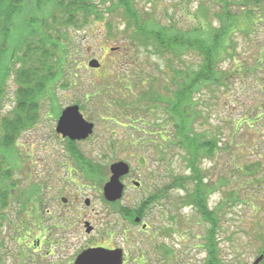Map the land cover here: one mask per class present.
I'll return each instance as SVG.
<instances>
[{
  "label": "rangeland",
  "instance_id": "1",
  "mask_svg": "<svg viewBox=\"0 0 264 264\" xmlns=\"http://www.w3.org/2000/svg\"><path fill=\"white\" fill-rule=\"evenodd\" d=\"M49 1L19 0L13 17H0V43L4 47L0 57L8 62L10 69L6 84L1 85L4 96L0 97V164L4 161L9 170V178H0L3 242L13 243L15 248L18 244L14 237L31 230L35 235L41 233L38 230L40 210L36 208L42 206V200L34 198L37 190L42 191L47 171L59 168L67 187L62 188V194L71 201L73 194H78L81 201L78 205H60L71 208L73 224L72 232L65 233L68 243L66 256L62 255L65 264H72L76 250L90 244L124 248L123 264H206L208 250L204 236L209 223L193 206L182 204L179 196L184 190L177 184L146 208L145 218L135 215L131 220L124 215L127 209H137L149 197L157 195L159 189L164 190L175 177L189 174L191 169L185 159L187 152L179 146L173 124L162 107L153 108L152 113L142 110L135 114L128 106L142 88H148L149 74L167 81L172 74L165 56L150 53L144 46L132 47L131 30L121 33L118 39L109 36L108 23L121 30L127 26L121 9L108 12L110 0H96L97 10L104 16L102 20L95 17L81 26H68L69 36L75 43L68 46L65 41L62 55L66 61L70 50L80 53L74 56L77 63H72L71 70L81 82L58 83L55 99L41 100L34 125L22 130L13 150L3 149L1 118L15 106L16 73L22 67L19 58L26 48V40H32L28 20L32 22V15L42 16L48 11ZM134 1L139 9L150 10L164 23L174 19L180 25L191 27L201 0ZM205 1L212 7L217 4L216 0ZM213 22L218 24L216 18ZM230 40L231 55L220 60L225 81L207 83L195 96L201 115L195 130L204 138L218 140L215 154L202 158L200 165L208 184V206L220 216L219 257L223 264H253L264 249V112L256 115L253 111L256 103H264V91L259 92L256 83L264 72L246 71L245 66H254L258 51L264 52V22L250 36L235 32ZM93 58L99 59L100 68L89 66ZM199 62V55L187 53L182 62L175 61V67L194 68ZM114 68L123 69V74L116 77ZM103 78L110 80L98 87ZM134 82L139 86L135 87ZM130 83H134L132 90L128 88ZM91 85L99 90L91 91V97L85 98L83 91L91 90L88 88ZM82 103L86 107L82 112L95 126L88 139L77 142L78 149L102 166L95 179L84 177L81 170L74 171L72 157L67 153V140L56 132L61 108ZM255 116L261 119H253ZM166 138H174V144ZM118 160L129 163L128 175L141 184L134 187L124 176L123 197L114 204L104 199L103 186L110 176V164ZM187 186L192 189V182ZM87 200L90 206L85 205ZM30 208H35V212ZM85 220L94 225L92 234L85 231ZM48 234L43 249L50 250L45 259L52 263L58 256L56 240L60 236L55 229H48Z\"/></svg>",
  "mask_w": 264,
  "mask_h": 264
},
{
  "label": "trees",
  "instance_id": "2",
  "mask_svg": "<svg viewBox=\"0 0 264 264\" xmlns=\"http://www.w3.org/2000/svg\"><path fill=\"white\" fill-rule=\"evenodd\" d=\"M216 1V6L212 7L205 0H201L193 14L192 26L187 27L175 22L174 19L168 23L162 22L150 10L139 9L134 0H110L112 5L108 7V12L121 9L127 19V26L121 30L110 23L107 24L109 36L118 39L121 37V33L131 30V45L134 49L144 46L150 53L165 56L167 67L172 74L171 78L167 81L163 79L164 77L160 78L158 75L149 74L148 88H142L138 92L139 96L132 100L128 106L135 114L142 110L152 113L161 106L167 114L169 123L173 124L174 135L178 136L179 146L187 152L185 159L191 169L189 174L175 177L171 183L165 186L164 190L159 189L157 195L149 197V200L137 209L131 211L126 208L127 211L124 212V215L131 220L135 215L145 218L146 208L162 198L164 193L177 184L184 190V193L179 196L182 204L193 206L199 215L209 223L204 236L205 247L208 250L206 264L223 263L219 257L220 216L215 209L212 210L208 206V184L204 180L205 175L200 160L204 157H212L219 146L215 137L204 138L201 133L195 130L197 118L201 116L197 109L195 96L205 84H222L225 81L220 60L227 54L231 55L229 43L232 34L241 32L250 36L257 30L259 24L264 22V0ZM49 2L48 11L43 12L42 16L32 15V22L28 20L29 34L32 35V40H26V48L19 58L22 61V67L16 73L18 89L15 106L8 115L1 118V123H3L1 124L3 129L1 145L4 150L9 148L13 150L22 130L34 125L39 117L41 100L55 99L56 87L59 84L74 85L81 82L82 79L80 81L77 79L78 74L71 70L72 63H77L74 56L80 53L77 51L72 53L70 50V57L66 61L62 55L65 51V41L68 46L71 45L70 43H75V39L69 36L68 26H81L95 17L99 20L104 18L102 13L97 10L96 0H50ZM18 4L19 0H0V17L4 19H8L9 16L13 17L17 13L15 8ZM4 10L5 16H2L1 13ZM215 18L218 20V24H214L213 19ZM3 48L0 43V52L2 51V53H4ZM187 53L199 55L198 66L194 68H189L186 65L181 68L175 67V61L182 62ZM254 53L256 54L257 51ZM257 54L255 65L245 66L246 71L259 72L261 70L264 72V52L258 51ZM158 69L160 68L158 67ZM114 70L116 77L123 74L121 68H114ZM9 71L8 62H3L1 55L0 97L4 96V88L1 85L6 84ZM108 80L110 79L103 78L98 87L107 83ZM262 81L263 84L260 83ZM157 82L159 84L155 85ZM256 83L258 91H264V75H261ZM133 85L130 83L128 88L132 90ZM134 86L138 87L139 84L135 83ZM79 88L84 90L82 87ZM88 88L91 90L83 91L85 98L91 97V91L99 90L94 85L88 86ZM143 102L146 105H143ZM80 107L83 110L86 109L84 103L80 104ZM153 108L155 109L152 110ZM253 111L256 112V115L264 112V103L262 101L256 103ZM253 119L260 120L261 117L255 116ZM160 135H162L161 132ZM167 140L168 143L174 144V138ZM77 142L76 140H67L68 153L77 160L84 177L95 179L100 175L102 166L98 161L87 157L78 149ZM6 165L4 161H1L0 178H9V170ZM188 182H192V189L187 186ZM3 199L5 200V197ZM3 199L2 206H5ZM118 201L111 203L115 204ZM149 226L148 223L147 228ZM262 252L264 253V249ZM262 263H264V258Z\"/></svg>",
  "mask_w": 264,
  "mask_h": 264
},
{
  "label": "flooded vegetation",
  "instance_id": "3",
  "mask_svg": "<svg viewBox=\"0 0 264 264\" xmlns=\"http://www.w3.org/2000/svg\"><path fill=\"white\" fill-rule=\"evenodd\" d=\"M60 135V134H59ZM62 136V135H61ZM64 138V137H63ZM69 138H65V140H68ZM68 145V144H67ZM67 153H68V147H67ZM69 156H71L68 153ZM72 157V156H71ZM73 165L75 167L74 171L78 172L80 171V167L77 163V160L72 157ZM129 174V173H128ZM125 175L126 179L129 181V183L134 185V181H137L134 178H131L129 175ZM45 182L42 186V191L36 193L35 200H42V206L37 207V210H40L39 213V227L38 230H42L40 234L35 235L34 231H28L26 234L19 235V237H14L16 234L13 233V239L15 240V244H18L15 246V248H12V244L8 245L3 242V238H1L0 233V264H65V260L62 258V255L66 256V248L68 246V243L65 241V233L67 230L72 232V213L71 208L69 207H63L60 205H78L81 201L78 198V194H73L71 201L67 196L62 194V191L65 187L64 180L62 178V172L58 169H53L51 171H47ZM67 188V187H65ZM42 193V197H40ZM77 198V199H76ZM33 199V198H32ZM86 206H90L91 202H86ZM32 211L35 210V208H30ZM68 209V212H66ZM35 212V211H34ZM42 219V220H41ZM86 222H89L92 226V229L90 231H87V225ZM85 231L87 234H92L94 231V225L89 221L85 220ZM48 229H55L57 230L58 235L60 238L56 240V249L58 251V256L55 260L52 261V263L45 259V256L50 255V250L43 249L44 243L46 242L45 238L49 236ZM102 246L108 249H115V248H122L120 246L116 245H107V244H90L87 247H84L80 249L79 251L76 250L74 255L71 258V263L76 264L77 256L84 250L90 247H97ZM14 247V246H13ZM124 251V257H125V250ZM45 251V254H44ZM125 262V258H124Z\"/></svg>",
  "mask_w": 264,
  "mask_h": 264
},
{
  "label": "water",
  "instance_id": "4",
  "mask_svg": "<svg viewBox=\"0 0 264 264\" xmlns=\"http://www.w3.org/2000/svg\"><path fill=\"white\" fill-rule=\"evenodd\" d=\"M91 68H100L101 62L97 58L89 61ZM94 122L88 120L81 111L79 104H71L62 109L56 126V132L64 138L71 140H84L94 131ZM110 176L103 186V195L107 201L115 202L123 197L125 184L122 177L130 172V165L124 160L114 161L109 166ZM135 186H140L139 181H134ZM89 202V200H87ZM139 222L140 218L137 217ZM87 231L92 229L86 222ZM146 228V224L143 225ZM264 253L260 254L253 264H260ZM124 251L122 248L108 249L102 246L84 249L76 259V264H123Z\"/></svg>",
  "mask_w": 264,
  "mask_h": 264
}]
</instances>
